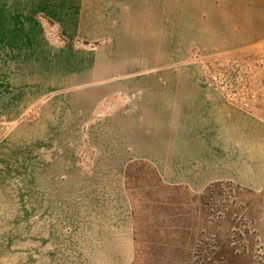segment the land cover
<instances>
[{"label":"rangeland","instance_id":"374dc122","mask_svg":"<svg viewBox=\"0 0 264 264\" xmlns=\"http://www.w3.org/2000/svg\"><path fill=\"white\" fill-rule=\"evenodd\" d=\"M0 264H264V0H0Z\"/></svg>","mask_w":264,"mask_h":264}]
</instances>
